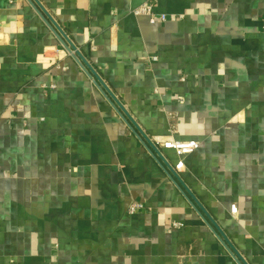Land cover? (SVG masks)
I'll return each instance as SVG.
<instances>
[{
	"label": "crops",
	"instance_id": "1",
	"mask_svg": "<svg viewBox=\"0 0 264 264\" xmlns=\"http://www.w3.org/2000/svg\"><path fill=\"white\" fill-rule=\"evenodd\" d=\"M38 2L153 144L198 143L178 177L264 264V0H158L155 22ZM188 199L28 0H0V264H237Z\"/></svg>",
	"mask_w": 264,
	"mask_h": 264
},
{
	"label": "water",
	"instance_id": "2",
	"mask_svg": "<svg viewBox=\"0 0 264 264\" xmlns=\"http://www.w3.org/2000/svg\"><path fill=\"white\" fill-rule=\"evenodd\" d=\"M134 8L139 4L140 0H132ZM28 2L32 5V7L36 10V12L40 15L43 21L48 25L51 31L54 33L62 47L67 51V53L71 56V58L76 62V64L83 70V72L92 79L93 84L96 88L102 93V95L106 98V100L110 103L116 113L121 117L124 123L128 126V128L132 131V133L138 138L141 144L145 147L148 153L161 165L162 169L165 171L167 176L173 181L176 187L181 191V193L187 198L188 195L191 198L189 201L192 208L197 211V213L203 218H207L211 225L214 226L216 231L219 234V239L228 253L232 256V258L236 261L237 264H246L237 251L233 248V246L227 241L226 237L217 229L213 221L209 218L204 208L201 204L195 199V197L189 192V190L185 187V185L181 182L178 177L176 171L170 166L166 160L161 155L160 151L156 148V146L146 137V135L142 132L140 127L136 124V122L130 117V115L125 111L122 105L118 102V100L114 97V95L109 91V89L105 86L102 80L96 75V73L92 70V68L88 65L84 57L80 54V52L76 49V47L71 43V41L66 37V35L61 31V29L56 25V23L51 19V17L46 13L43 7L40 5L38 0H28ZM133 8V9H134ZM162 164L159 162V160ZM165 168V169H164ZM182 188L178 186V184ZM183 189V191L181 190ZM186 193V194H185ZM203 216H202V215ZM204 219V218H203ZM205 220V219H204ZM207 223V222H206ZM208 226H210L208 224Z\"/></svg>",
	"mask_w": 264,
	"mask_h": 264
},
{
	"label": "built area",
	"instance_id": "3",
	"mask_svg": "<svg viewBox=\"0 0 264 264\" xmlns=\"http://www.w3.org/2000/svg\"><path fill=\"white\" fill-rule=\"evenodd\" d=\"M158 0H140L139 4L132 9V14L136 16H147L150 18V22H155L154 14H153V9L155 5L157 4ZM159 20L164 22L166 20V17L164 15L159 16ZM53 88V86L51 87ZM172 121L174 120V115H169L168 116ZM175 126L172 125L169 130L167 131L168 135L171 137L170 139L159 142L154 144L157 149L160 150H170L173 151V153L178 157V162L173 166V169L178 172L183 169V161L181 160L182 157L192 153L195 151L198 147V143L195 141H181L175 139ZM142 208V205L135 202L133 203L129 210L128 213L133 214L136 211L140 210ZM231 214L235 215L236 214V208L234 206L231 207L230 209ZM182 225L179 223H174L173 227L174 228H180Z\"/></svg>",
	"mask_w": 264,
	"mask_h": 264
}]
</instances>
